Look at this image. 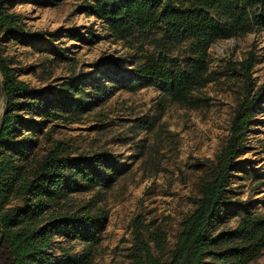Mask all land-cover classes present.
Returning <instances> with one entry per match:
<instances>
[{"label":"trees","instance_id":"16d2710c","mask_svg":"<svg viewBox=\"0 0 264 264\" xmlns=\"http://www.w3.org/2000/svg\"><path fill=\"white\" fill-rule=\"evenodd\" d=\"M57 1L46 0L50 4ZM77 6L85 14L96 15L115 40L125 42L137 33L158 30V35L151 36L153 50L134 66L125 69L112 59H99L93 66L109 62L125 71L131 77L127 83L131 88L143 79L162 82L169 86L171 101L190 107L203 101L201 89L220 76L210 68L209 46L220 39L264 30V0H80ZM72 36L81 38L80 33ZM53 37V31L29 30L23 16L8 11L0 0V96L4 99L0 264H46L58 230L96 241L91 229L97 215L88 210L63 211L58 202L72 192L109 187L123 172L114 156L98 152L72 156L61 140L35 160L33 147L23 141L22 129L49 119L76 118L105 96L103 87L87 89L74 76L61 81L55 91L48 85L36 88L17 77L5 54V43L11 39L51 42ZM256 47L252 42L241 60L225 62V69L242 80L243 95L234 107L226 140L210 172L200 181L195 206L180 220L172 248L166 258L156 256L154 251L163 253L167 247L166 232L160 227L144 229L137 215L131 222L130 264H246L264 247V213L249 211L242 202L225 197L229 174L245 149L252 110L264 98V83L255 85L252 77ZM176 48H182L181 53L173 54ZM24 109L38 118L23 116L20 110ZM259 177L264 178V171ZM232 214L240 215L234 227L214 230L216 221ZM206 252L210 262L204 259ZM66 264H91V258L85 252Z\"/></svg>","mask_w":264,"mask_h":264},{"label":"rangeland","instance_id":"374dc122","mask_svg":"<svg viewBox=\"0 0 264 264\" xmlns=\"http://www.w3.org/2000/svg\"><path fill=\"white\" fill-rule=\"evenodd\" d=\"M79 1L3 0L8 11L23 16L29 30L54 33L51 42L11 39L5 43V54L19 79L55 91L61 81L74 76L87 89L96 85L105 89L98 105L76 118L49 119L22 129V139L33 147L35 160L61 140L72 156L104 153L114 156L123 169L109 187L72 192L59 200L63 211L88 210L97 215L91 229L97 240L58 230L46 264H66L85 252L91 264H130L131 222L137 215L144 229L160 227L166 232V249L154 251L166 258L180 220L195 206L200 181L210 172L214 156L226 140L234 107L243 95L242 80L225 69V62L241 60L255 42L252 77L255 85L264 83V30L220 39L209 46L210 68L220 76L201 89L203 101L190 107L171 101L169 86L162 82L143 79L131 88L128 73L111 63L94 67L99 59L115 60L125 69L134 66L153 50L151 36L159 31L137 33L125 42L115 40L96 15L78 8ZM75 33L81 38H73ZM181 51L176 48L172 53ZM20 112L38 118L26 109ZM244 145L227 179L225 197L242 202L249 211L264 213V178L259 177L264 171V98L252 110ZM239 218L232 214L218 220L214 230L234 227ZM204 259L212 260L209 252ZM246 264H264V247Z\"/></svg>","mask_w":264,"mask_h":264},{"label":"bare ground","instance_id":"6f19581e","mask_svg":"<svg viewBox=\"0 0 264 264\" xmlns=\"http://www.w3.org/2000/svg\"><path fill=\"white\" fill-rule=\"evenodd\" d=\"M2 111H3V98L0 99V118L2 115Z\"/></svg>","mask_w":264,"mask_h":264},{"label":"water","instance_id":"95a60500","mask_svg":"<svg viewBox=\"0 0 264 264\" xmlns=\"http://www.w3.org/2000/svg\"><path fill=\"white\" fill-rule=\"evenodd\" d=\"M0 79H1V75H0ZM1 98H3V96H2V95L0 96V99H1Z\"/></svg>","mask_w":264,"mask_h":264}]
</instances>
